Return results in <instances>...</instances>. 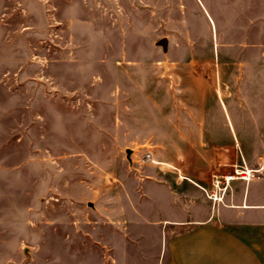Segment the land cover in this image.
<instances>
[{
	"label": "rangeland",
	"instance_id": "obj_1",
	"mask_svg": "<svg viewBox=\"0 0 264 264\" xmlns=\"http://www.w3.org/2000/svg\"><path fill=\"white\" fill-rule=\"evenodd\" d=\"M236 170L263 190L264 0H0V264H168Z\"/></svg>",
	"mask_w": 264,
	"mask_h": 264
},
{
	"label": "crops",
	"instance_id": "obj_2",
	"mask_svg": "<svg viewBox=\"0 0 264 264\" xmlns=\"http://www.w3.org/2000/svg\"><path fill=\"white\" fill-rule=\"evenodd\" d=\"M253 182L232 181L229 193H220L221 201L213 204L193 186H184L187 190L179 194L186 206L196 209L203 201L207 206L198 217L176 221L168 264H264V186L251 191Z\"/></svg>",
	"mask_w": 264,
	"mask_h": 264
},
{
	"label": "built area",
	"instance_id": "obj_3",
	"mask_svg": "<svg viewBox=\"0 0 264 264\" xmlns=\"http://www.w3.org/2000/svg\"><path fill=\"white\" fill-rule=\"evenodd\" d=\"M154 162L151 158V154L150 153H147L144 158H142V162L143 163H146V162ZM253 174H252V171L250 170H247L246 172H242V171H239V170H236L235 171V175H226V176H223V184L224 186L221 188L219 185H220V181L219 180H216V182L214 183V186L216 188H218L220 190V192L218 191H214L213 194H210L209 197L212 201L216 202H220L221 201V196H219V194H224L227 187L229 186V184L232 182V181H235V180H243V181H246V182H249L252 178H253Z\"/></svg>",
	"mask_w": 264,
	"mask_h": 264
}]
</instances>
